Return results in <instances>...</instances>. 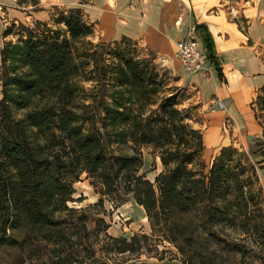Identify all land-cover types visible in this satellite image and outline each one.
I'll return each instance as SVG.
<instances>
[{
  "label": "trees",
  "instance_id": "obj_1",
  "mask_svg": "<svg viewBox=\"0 0 264 264\" xmlns=\"http://www.w3.org/2000/svg\"><path fill=\"white\" fill-rule=\"evenodd\" d=\"M81 12L35 22L62 23L64 34L30 31L0 51V246L40 248L47 264H107L111 255L158 253L162 243L182 264H264V200L251 160L257 152L223 148L205 173L203 132L195 126L200 105L181 108L187 90L168 88L154 56L127 50L106 58L103 51L118 41L86 40L92 25ZM196 30L213 61L208 30ZM262 93L252 109L257 99L264 104ZM261 127L255 146L264 149ZM143 147L162 165L153 182L140 173ZM82 174L100 195L93 208L129 197L144 210L151 235L114 238L103 219L90 228L88 210L69 205L82 201L72 198Z\"/></svg>",
  "mask_w": 264,
  "mask_h": 264
},
{
  "label": "crops",
  "instance_id": "obj_2",
  "mask_svg": "<svg viewBox=\"0 0 264 264\" xmlns=\"http://www.w3.org/2000/svg\"><path fill=\"white\" fill-rule=\"evenodd\" d=\"M59 7L80 9L103 42H141L184 87L196 88L210 157L231 144L225 122L241 144L247 136L262 138L252 107L264 87V0H0V51L10 23H51ZM197 26L213 40V61L203 60L201 70L186 77L175 47L194 38L206 53ZM213 102L223 109L208 113Z\"/></svg>",
  "mask_w": 264,
  "mask_h": 264
},
{
  "label": "rangeland",
  "instance_id": "obj_3",
  "mask_svg": "<svg viewBox=\"0 0 264 264\" xmlns=\"http://www.w3.org/2000/svg\"><path fill=\"white\" fill-rule=\"evenodd\" d=\"M27 2H32V0H26ZM70 8L59 7L57 10L58 21L66 14ZM83 20L91 26V35L87 37L86 40L90 41L93 45L98 44H108L109 42H103L99 39V36L96 33L95 26L89 22L86 15L81 12ZM62 23L49 24L48 27L37 25L35 22L25 21L24 23L15 22V26L12 29L11 35L5 39V41L11 40L10 44L17 43L20 40L26 39L30 31L36 33H42L43 30L49 28L51 30H61V33L64 34L65 28ZM122 39V38H121ZM121 39L118 40L117 46L106 47L104 54L109 58L113 52H121L129 50L132 56H136L139 59H149L154 56V63L160 69L161 74H164L167 79L168 88L178 87L186 89V93H183L181 108H186L189 105H198L199 104V94H197V89L194 87H184L182 83V77L175 76L169 69L165 68L157 56L141 42L130 40V43L121 42ZM199 43V41H197ZM176 49V47H175ZM176 53V52H175ZM264 53V52H263ZM206 56V53H204ZM176 56V55H175ZM178 59V58H177ZM207 59V57H206ZM3 69L1 68L0 61V79L2 78ZM185 73V72H184ZM186 74V73H185ZM190 76L186 74V77ZM261 97L264 98V93L261 94ZM0 98H1V82H0ZM217 102H213L212 105L207 109L208 113H213L218 109ZM223 109V108H222ZM255 119L257 122L264 127V104L261 100L257 99L256 105L253 108ZM198 118L200 123H196L195 126L199 127L202 132L206 129V123L203 119V114L198 110ZM231 124L225 122L224 129L228 131V135L231 138V144L224 147H217L213 149V154L211 150L204 152L203 161L205 163V173L208 172L210 163L212 159L220 154L223 148H231L236 152H245L249 155L253 151H256L257 157H252V164L256 168V175L258 178V184L256 187L261 189V196L264 200V157L259 156L264 149L256 147L255 143L258 138L247 136L245 143H239L236 136L231 132ZM251 133V131H250ZM226 134V133H225ZM261 139V138H260ZM264 141V140H263ZM142 153V168L140 173L145 176V178L151 182L154 181L155 177L162 171V165L157 156L153 154V151L150 147H143L141 149ZM74 194L72 196L73 200L81 199V202H72L69 203L71 207L77 209H86L88 210L90 223L89 227L92 228L95 220L103 219L108 225L109 228L106 233L109 236L114 238H125L129 240L135 234H145L150 236L151 229L147 221L144 210L139 207L135 201L129 197L125 198L124 202H116L112 199L104 198L103 207H92L100 199V195L97 193L98 190L93 188L90 185V181L86 178L85 174H82L79 178V181L74 183ZM158 253L155 251L144 252L141 255H125V256H116L111 255L109 259H103V262L107 264H182L179 258V254L176 249L168 244L162 243L157 246ZM21 261H24L25 264H47L44 251L40 248L36 249L34 246L26 245L24 249H15L8 248L5 245L0 246V264H19ZM81 259H77V262ZM76 264V263H74Z\"/></svg>",
  "mask_w": 264,
  "mask_h": 264
},
{
  "label": "built area",
  "instance_id": "obj_4",
  "mask_svg": "<svg viewBox=\"0 0 264 264\" xmlns=\"http://www.w3.org/2000/svg\"><path fill=\"white\" fill-rule=\"evenodd\" d=\"M176 57L182 62L185 72L194 73L201 67L202 61L206 59L205 52L198 47L197 40L190 38L176 44ZM218 109H222L220 102L216 103Z\"/></svg>",
  "mask_w": 264,
  "mask_h": 264
},
{
  "label": "bare ground",
  "instance_id": "obj_5",
  "mask_svg": "<svg viewBox=\"0 0 264 264\" xmlns=\"http://www.w3.org/2000/svg\"><path fill=\"white\" fill-rule=\"evenodd\" d=\"M198 47H199V49L201 48L200 45H199V43H198ZM176 52H177V47H176ZM175 55H176V53H175ZM176 58H177V57H176ZM178 60H179V59H178ZM179 61H180V60H179ZM180 63H181V65H182V67H183V70H184V72H185L184 66H183V64H182L181 61H180ZM200 70H201V67L198 69V71H200ZM185 73L191 75V74H195V73H197V71L194 72V73H189V72H185Z\"/></svg>",
  "mask_w": 264,
  "mask_h": 264
}]
</instances>
